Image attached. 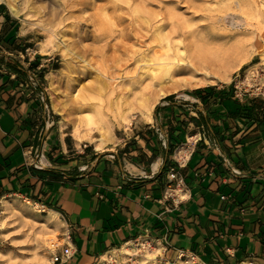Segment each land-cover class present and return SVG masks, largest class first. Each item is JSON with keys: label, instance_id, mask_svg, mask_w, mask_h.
I'll use <instances>...</instances> for the list:
<instances>
[{"label": "crops", "instance_id": "obj_1", "mask_svg": "<svg viewBox=\"0 0 264 264\" xmlns=\"http://www.w3.org/2000/svg\"><path fill=\"white\" fill-rule=\"evenodd\" d=\"M24 29L0 1V191L57 213L67 264H96L141 239L203 264H264V101L229 84L172 94L98 148L45 109L37 85L51 64L26 55ZM172 167L186 186L175 203Z\"/></svg>", "mask_w": 264, "mask_h": 264}, {"label": "rangeland", "instance_id": "obj_2", "mask_svg": "<svg viewBox=\"0 0 264 264\" xmlns=\"http://www.w3.org/2000/svg\"><path fill=\"white\" fill-rule=\"evenodd\" d=\"M0 1L5 2L10 10L11 6H13L16 12H11L23 22L26 37L30 40L29 44L32 47L29 49L30 53L28 57L41 56L44 59H48L47 62L51 64L46 74V81L37 85V87L42 88L45 109L52 113V115L48 113L50 117L58 114L51 105L49 90L51 74L55 73L57 77L56 87L58 89H56L58 91L57 97L59 96L58 100L60 103H65L66 100L70 103V99L77 101V110L67 115L66 122H63V117L58 114V122L62 129L67 132L74 130L73 121L80 124L81 121L79 122V120H84L87 117V113L94 114L95 112L97 115L98 111L102 109L101 112L104 111L102 115H105H103L105 122L102 123L104 127V139L108 141L111 135H118L120 130L128 128L135 120H140L144 117L139 113V104L142 102L143 98L149 96L150 91L159 90L160 88V86H156V89L153 87L151 90L142 93L145 86L149 85L151 82L147 75L149 74V64H152V61H156L150 60V58L154 59V52L164 47V44H161L159 39V33H164L162 29H164L163 31L165 32L171 31L169 34L170 37L173 36V38H171V44H173V46L171 45L169 47V53L173 61L178 64V67L175 69L176 72L172 76L174 80L170 78V80H167L168 82L166 81L167 84H163L168 87L170 81L168 94L157 98L153 103L151 112L169 95H178L192 89L206 86L233 85L240 94H253V96H257L259 100L264 101V38L262 37V33H264V0H194L192 2H188L187 0H151L150 3L147 4H143L141 0H127V2L125 0V3L121 2L124 0H120V2H118V0L117 4H120L122 9L124 8L118 11L125 14L127 17L129 16L126 13L130 11L127 4L131 5L132 2L136 8L144 12L147 16H151L152 25H154L152 30L154 31L148 33L145 22H143V24L146 29L143 24H141V29L140 26L134 24L133 26L136 25L135 27H138L142 33L144 32L143 29H145L146 31L144 33L147 34L148 37L145 35L144 39H142V43L134 40H124L122 46L121 43L123 40L120 37V31L124 29V32H129L131 27L129 25V20H126L123 24L118 23L117 26L114 27L115 30H113V33H116L113 34V37L116 39L114 38L111 42H117L118 39L119 41L121 39V45L117 43L121 48H118V50L115 48V51L113 50L114 48H111L112 50L109 49V51L105 50L104 55L107 57H104L105 59L103 60L96 55V52H92V50L94 51L95 48L101 49L104 42H94L90 38L79 40V36L85 31L91 35H97L99 33L105 34L107 31V33H109L108 20H105L103 17H105L104 14L108 15V18L113 16L111 14L114 10L112 6L113 3L111 2L112 0H96L95 6H89L83 14L86 17L90 14H95L94 18H96L97 23L94 24L90 20H87L79 27L71 26L69 21L59 24V18L52 14V11L58 10L61 4L67 0ZM133 5L132 8H135ZM105 7L108 8L104 12L102 8ZM97 8H101V10ZM160 14H162V16ZM171 14H173V16ZM196 15L199 16L196 17ZM171 16L174 19H169ZM162 17H166L165 22L161 20ZM172 21L176 22L179 27L174 29V27L169 24ZM158 23H167V25L166 27H161V29L159 27L162 24L159 25ZM205 26L207 28H205ZM53 28L56 30V37L54 38V42L56 43V45H54L55 47H52L55 43L49 44L47 41ZM158 30H160V32H158ZM107 33L105 35H107ZM151 35L154 39H158L153 40ZM62 42H64V44ZM69 42L70 46L74 44V46H71L72 48L66 46ZM77 42L80 44H77ZM114 42L113 44H115ZM132 42H136V45ZM159 45L161 47L163 45V47L161 48ZM195 47L202 48L204 51L207 49V55L209 57L211 56L210 67L207 68L206 71L205 69L195 70L190 65L187 56L190 51L196 52L197 49ZM68 49H72L74 52L80 50V54L86 49L89 50L86 57L87 62H77L80 67L71 72L65 69V58L62 55V52H66ZM43 50H46V52ZM133 50L135 51L136 57L135 59H130L134 54ZM211 52L218 53V56H215L216 54L213 55ZM124 53L128 54V56ZM113 55L114 57L116 56V59H112ZM147 58H149L150 61H147ZM176 58L178 59L176 60ZM145 61H147V63H145ZM85 63H89L90 65H85ZM145 64L147 66H144ZM96 68H100L99 71L101 72H97L98 70H96ZM102 68H108V72L114 76L112 82L108 83L106 80L104 81L100 74L103 73V70H101ZM143 75L146 77L144 78ZM193 77L196 78V80H193ZM131 79L132 81L133 79L140 81L136 84L135 88L131 84ZM66 80L69 82L67 83ZM173 81L181 85L172 89L171 83H173ZM190 82L194 83L189 84ZM139 83L141 85H139ZM142 86H144V88H142ZM111 90L113 91L111 92ZM129 90L131 91V94H129L131 97L128 95V93H130ZM121 92H123V94H121ZM66 95L69 97H66ZM136 95H138L139 98ZM81 106L82 110L79 108ZM111 110L112 112H110ZM79 112L81 113L79 114ZM133 113L136 114V117L134 116L135 118L132 116ZM122 115H126L128 121L130 118L131 122L123 120ZM106 116H108L107 120ZM81 130L80 132L85 134L84 130ZM96 132H98V130H96ZM94 137L100 138L101 135L100 133H96ZM27 206H29V204L26 202V199L18 195L0 196V264H55V257L58 256L60 259L62 258V251L67 242L63 223L59 217H56L47 226H44L46 217H51V215L43 209L41 213L35 212V214L23 211V208ZM32 208L34 209V207ZM146 240L147 239L136 240L134 242L135 244L131 247V254L119 250L120 247L104 254V258H102V256L96 264H148V260L143 257L147 254L146 251L149 249L153 250V248L159 246L157 243ZM52 243L55 246H53ZM143 243H146V246H144ZM148 244H150V246ZM156 257L155 264H188L186 261L183 263L181 260H178L176 256H168L167 250L164 251L163 255L159 253L156 254Z\"/></svg>", "mask_w": 264, "mask_h": 264}, {"label": "bare ground", "instance_id": "obj_3", "mask_svg": "<svg viewBox=\"0 0 264 264\" xmlns=\"http://www.w3.org/2000/svg\"><path fill=\"white\" fill-rule=\"evenodd\" d=\"M117 1L118 0H112L111 2L113 3L112 4V6H113V12L111 13L113 16H110L109 18H108V15H106V14H104L105 15V17H103V18H105V20H108L107 22V24H108V26H109V33H107V35H105L104 33V35L103 34H101V33H99V34H89L87 31H85L81 36H79V40L80 39H86V38H90V39H92L94 42H104L103 43V45H102V47H101V49H96L95 48V50L93 51L92 49V52H96L95 54L96 55H98L99 57H101L102 58V60L103 59H105L104 57H107V56H105L104 54H105V50H108L109 51V49H111V48H114L113 50L115 51L116 49L115 48H117V50H118V48L120 49L121 47H119L118 45L121 43V39H120V41H119V39L117 40V42H114L115 44H113V42H111L115 37H113V34H116V33H113V30H115L114 29V27H116L117 26V24L118 23H121V24H123V22L125 23V21L126 20H129V25H130V30H129V32H124V29H122L121 31H120V37L122 38V46H123V44H124V40L125 41H127V40H134V41H136V42H139V43H142L143 42V40L142 39H144V37H145V35H146V37H148V35L147 34H145L144 32L146 31L145 29V25L143 24V22H145L146 23V26H147V31H148V33L149 32H153L154 30H152L153 29V26L154 25H152V17L151 16H147L144 12H142L141 10H139L138 8H136L135 7V5H133V2L131 3V5H128L127 3V6L129 7V9H130V11L128 12V13H126V14H128V16L129 17H127L125 14H123V13H120V11H118V10H120V9H122V6L120 5V4H117ZM132 1V0H131ZM150 1L151 0H141V2L143 3V4H147V3H150ZM152 1H154V0H152ZM188 2H192V1H194V0H187ZM95 2H96V0H67V1H65L64 3H62L61 4V6H60V8L57 10H54V11H52V14L53 15H55L56 17H58L59 18V24H62V23H64L65 21H69V24L71 25V26H74V27H79L81 24H83V22H86L87 20H90L92 23H94V24H96L97 23V20H96V18H94V15L95 14H90V15H88L87 17L86 16H84V12L88 9V7L90 6H95ZM118 2H120V0L118 1ZM121 2H124L125 3V0L124 1H121ZM126 2H127V0H126ZM158 2V1H157ZM129 3V2H128ZM130 4V3H129ZM132 5L135 7V8H132ZM145 6V5H144ZM147 6V5H146ZM138 7V6H137ZM108 8V7H107ZM107 8L105 7V8H102V10L105 12V10H107ZM98 10L100 9L101 10V8H97ZM124 9V8H123ZM122 9V10H123ZM128 9V8H127ZM11 11H13V12H16V9L13 7V6H11ZM128 11V10H127ZM152 11V10H151ZM64 12V13H63ZM117 12H119V13H117ZM122 12H124V11H122ZM108 13V12H107ZM156 13H158V12H156ZM170 13V12H169ZM172 13V12H171ZM64 14V15H63ZM83 14V15H82ZM102 14H103V12H102ZM150 14V13H149ZM168 14V13H167ZM154 15H157V14H154ZM161 16H162V14H160ZM172 16H173V14H171ZM158 16V15H157ZM170 17L169 19H171L172 20V18L173 17ZM175 16V15H174ZM199 15H196V17H198ZM176 17V16H175ZM177 18V17H176ZM175 18V19H176ZM154 19V18H153ZM155 19H156V17H155ZM159 19H160V16H159ZM165 19H166V17H162V21L163 22H165ZM174 19V18H173ZM141 20H143V21H141ZM141 21V22H140ZM161 21V22H162ZM169 21V20H168ZM174 21V20H173ZM171 22V23H169V24H171V26L172 27H174V29H176V27H179V25L176 23V22ZM128 22V21H127ZM134 24H137V26H140V29H141V24H143V26H144V28L145 29H143L144 30V32L142 33V31L138 28V27H135V26H133ZM159 24V23H158ZM158 24H156V25H158ZM162 23H160L159 25H161ZM166 25H167V23H164V24H162L159 28H161V27H166ZM169 26V25H168ZM44 27V26H43ZM181 27V26H180ZM185 27V26H184ZM143 28V27H142ZM182 28V27H181ZM205 28H207L206 26H205ZM138 29V30H137ZM162 29V28H161ZM180 29V28H179ZM164 29H162V32H164V33H159V39H160V42H161V44L163 43L164 44V47H163V45H162V49L161 50H156L155 52H154V59L153 58H150V60H156L155 62H151L152 64H149V74H147L148 76H149V80L151 81L150 82V84L149 85H144L145 86V88H144V86H142V88H144L143 89V91H142V93L144 92V91H147V90H151V88H155L156 86H160V88H159V90H157L156 88V90L155 91H150V94H149V96L147 97V98H143V100H142V98H141V100H142V102L139 104V107H138V110L140 111L139 113H140V115H142V116H144V117H147V118H149L150 117V115H151V108H152V106H153V103L157 100V98L159 97V96H166L167 94H168V91H169V89H168V87L170 86L169 84H170V81H169V84H168V87L167 86H165V85H163V84H167V80L169 79L170 80V78L172 79V80H174V78H172V76H173V74L176 72L175 71V69H177V63L175 62V61H173V58H172V56L170 55V53H169V47L172 45L173 46V44H171V38H173V36L172 37H170V34H169V32H171V31H169V32H165V31H163ZM181 30V29H180ZM184 31V30H183ZM182 31V32H183ZM191 31V30H190ZM158 32H160V30H158ZM197 32V31H196ZM150 33V34H151ZM154 33H156V32H154ZM184 33V32H183ZM191 33V32H190ZM193 33V32H192ZM56 30L53 28L52 29V32H51V34L49 35V37L47 38V41H48V43L49 44H53V43H55L54 42V38L56 37ZM196 34V33H195ZM156 35V34H155ZM185 35V34H184ZM190 35V34H189ZM192 35V34H191ZM65 37V36H64ZM151 37H152V35H151ZM262 37L264 38V33H262ZM150 38V37H149ZM153 38V37H152ZM156 38V37H155ZM116 39V38H115ZM146 39V38H145ZM158 38H156V39H154L153 38V40H157ZM119 41V42H118ZM136 42L135 43H133V44H135L136 45ZM172 42H173V40H172ZM63 44H64V42H62ZM117 43H119V44H117ZM44 44H45V42H44ZM77 44H80V43H78L77 42ZM120 44V45H121ZM160 44V43H159ZM54 45H56V43L55 44H53L52 45V47H55ZM174 45H175V43H174ZM48 46V45H47ZM66 46H70V42H69V44H67ZM71 46H74V44L73 45H71ZM70 46V47H71ZM86 46V45H85ZM196 46H198V45H196ZM44 47V46H43ZM57 47V46H56ZM82 47H84V46H82ZM87 47V46H86ZM200 47V46H199ZM72 48V47H71ZM123 48V47H122ZM124 48H127V47H124ZM167 48V49H166ZM196 48V47H195ZM79 49H81V48H79ZM150 49V48H149ZM197 50H196V52H189L188 53V59H189V62H190V65L195 69V70H200V69H205V71H206V69L207 68H209L210 67V57L207 55V49H206V51H204L202 48H196ZM63 50V49H62ZM81 50H83V49H81ZM112 50V49H111ZM44 52H46V50H43ZM80 51V50H79ZM79 51L78 52H74L72 49H68L66 52L65 51H63L62 52V55L64 56V58H65V60H64V64H65V69L67 70V71H75L76 69H78L80 66L77 64V62H87L86 61V57H87V53L89 52V50H85L84 52H81L82 54H80L79 53ZM107 51V52H108ZM122 51H123V49H122ZM134 51V50H133ZM151 51V50H150ZM154 51V50H153ZM193 51H195V50H193ZM124 52V51H123ZM140 52V51H139ZM176 52V51H175ZM49 53V52H48ZM112 53H114V52H112ZM134 54L132 55V58H130V59H135V51L133 52ZM153 53V52H152ZM180 53V52H179ZM178 53V54H179ZM182 53H184V52H182ZM211 53H213V52H211ZM124 54H126V53H124ZM159 54V55H158ZM214 54H216L215 56H218L217 54L218 53H213V55ZM95 55V56H96ZM112 55V54H111ZM115 55V54H114ZM114 55H113V57H114ZM127 56H128V54H126ZM91 56V55H90ZM126 56V57H127ZM131 56V55H130ZM129 56V57H130ZM146 56V55H145ZM180 56H182V55H180ZM179 56V57H180ZM112 57V56H111ZM112 57V59H116V56L113 58ZM150 57V56H149ZM153 57V56H152ZM176 57V56H175ZM219 57H220V55H219ZM214 58V57H213ZM221 58V57H220ZM144 59V58H143ZM178 58H176V60H177ZM212 59V58H211ZM75 60H77V61H75ZM139 60V59H138ZM147 61H150L149 60V58H147L146 59ZM182 60V59H181ZM216 60V59H215ZM113 61H115V60H113ZM128 61H129V58H128ZM147 61H145V63H147ZM183 61V60H182ZM181 61V62H182ZM180 62V61H179ZM219 62V61H218ZM127 63V62H126ZM148 63H150V62H148ZM185 63V62H184ZM220 63V62H219ZM213 64H214V62H213ZM212 64V65H213ZM85 65H90L89 63L87 64V63H85ZM255 65H257V64H255ZM144 66H147L146 64L144 65ZM218 66V65H217ZM96 67V66H95ZM104 67V66H103ZM180 67H181V64H180ZM219 68H221L220 66H218ZM145 68V67H144ZM148 68V67H147ZM214 68V67H213ZM82 69V68H81ZM180 69V68H179ZM183 69V68H182ZM212 69V68H211ZM84 70L86 71V69L84 68ZM96 70H98L97 72H101V71H99L100 70V68H96ZM101 70H103V73H100L101 75H102V77H103V79H104V81L106 80L108 83H110V82H112L113 81V79H114V76L110 73V72H108V68H102ZM80 71V70H79ZM216 71V70H215ZM81 72V71H80ZM88 72V71H87ZM190 72H191V70H190ZM193 72H195V71H193ZM199 72V71H198ZM217 72V71H216ZM72 74V73H71ZM193 74H195V73H193ZM213 74V73H212ZM217 74H218V72H217ZM63 75V74H62ZM187 75V74H186ZM192 75V74H191ZM214 75V74H213ZM216 75V74H215ZM72 76V75H71ZM144 76V75H143ZM78 77V76H77ZM139 77V76H138ZM140 77H142V76H140ZM146 76H144V78H145ZM189 77H191V76H189ZM186 78V77H185ZM194 78V77H193ZM69 79V78H68ZM67 79V80H68ZM71 79H73V78H71ZM147 79V78H146ZM191 79V78H190ZM213 79V78H212ZM56 80H57V77H56V74L55 73H53V74H51L50 75V82H49V90H50V98H51V105H52V108L54 109V111L55 112H57L58 114H60L62 117H63V122H66V117H67V115L68 114H72V113H74V111L75 110H77V101L76 100H73V99H70V103H68L67 102V100L65 101V103H60V101L58 100V97H57V87H56ZM67 80H66V82H67ZM74 80V79H73ZM171 80V81H172ZM177 80V79H176ZM183 80V79H182ZM192 80V79H191ZM193 80H196V78H194ZM131 81H132V79H131ZM167 81V82H166ZM178 81V80H177ZM187 81H188V78H187ZM69 82V81H68ZM67 82V83H68ZM138 82H140V81H137V80H134L133 79V81L131 82V84H132V86L135 88V86H136V84L138 83ZM149 82V81H148ZM166 82V83H165ZM189 82V81H188ZM72 83V82H71ZM78 83V82H77ZM191 83H194V82H190L189 84H191ZM147 84V83H146ZM183 84V83H182ZM69 85V84H68ZM68 85H66V86H68ZM139 85H141L140 83H139ZM179 85H181L180 83H178V82H176V81H173V83H171V87H172V89L173 88H176V87H178ZM65 86V87H66ZM74 86V85H73ZM106 86H108V85H106ZM115 86V85H114ZM186 86V85H185ZM75 87V86H74ZM109 87V86H108ZM120 87V86H119ZM183 87V86H182ZM57 88V89H56ZM69 88V87H68ZM67 88V89H68ZM110 88V87H109ZM141 88V89H142ZM115 90V89H114ZM137 90V89H136ZM113 90H111V92H112ZM130 91V90H129ZM138 91V90H137ZM158 91V92H157ZM128 92V91H127ZM134 92V91H133ZM134 93H136V92H134ZM133 93V94H134ZM140 93V92H139ZM138 93V94H139ZM121 94H123V92H121ZM129 94H131V91H130V93H128V95ZM132 94V95H133ZM137 94V93H136ZM145 94V93H144ZM63 95H65V94H63ZM112 95V94H111ZM130 96V95H129ZM137 97H138V95H136ZM66 97H69V96H67L66 95ZM131 97V96H130ZM133 98V97H132ZM136 98V97H135ZM139 98V97H138ZM137 98V99H138ZM116 99H117V97H116ZM115 99V100H116ZM130 99V98H129ZM123 100V99H122ZM128 100V99H127ZM113 101V100H112ZM111 101V102H112ZM134 101V100H133ZM140 101V100H139ZM117 102V101H116ZM121 102H124V101H121ZM128 102V101H127ZM116 104V103H115ZM121 105V104H120ZM130 105V104H129ZM115 106V105H114ZM84 107H86V106H84ZM101 107V106H100ZM80 109L82 108V106L81 107H79ZM103 108V107H102ZM130 108V107H129ZM97 109V108H96ZM82 110V109H81ZM83 110H84V108H83ZM99 110V109H98ZM102 110V109H101ZM101 110L100 111H98V114L96 115L95 114V112H94V114L93 113H87V117L84 119V120H79V122H80V124L79 123H77L76 121H73L72 123L74 124V130H75V132H76V134H77V136L78 137H90V136H93L94 134H96V133H100V135H101V137L100 138H95L94 137V141L95 142H98L97 143V147L98 148H102L103 147V145H104V143H105V139H104V133H103V129H104V127L102 126L103 124L102 123H104L105 121H104V119H103V115H102V113H104V111L103 112H101ZM114 110V109H113ZM124 110V109H123ZM80 111V110H79ZM81 112H83V111H81ZM81 112H79V114L81 113ZM100 112V113H99ZM110 112H112V110L110 111ZM118 113V112H117ZM121 113H122V111H121ZM114 115V114H113ZM136 114L135 113H133L132 114V116L134 117ZM105 116V115H104ZM115 116V115H114ZM123 117H122V119L123 120H125V121H128V119H127V116L126 115H122ZM107 117L108 116H106V120H107ZM136 117V116H135ZM134 117V118H135ZM74 118H76V117H74ZM82 119V118H81ZM115 119V118H114ZM118 120V119H117ZM78 121V120H77ZM119 122H121V121H119ZM128 122H131V119L129 118V121ZM129 125V124H128ZM101 127V128H100ZM81 129H83L84 130V132H85V134H83L82 132H80V131H82ZM96 130H98V132H96ZM81 134H83V135H81ZM106 136V135H105ZM82 142V141H81ZM107 144V143H106ZM3 198V197H2ZM5 198V197H4ZM26 202L29 204V206H27V207H25V208H23V211H27V212H31V213H33V214H35V212L36 213H41L42 212V208H41V206H39L38 204H34L31 200H26ZM34 207V209L32 208V207ZM31 208H32V210H31ZM39 209H41V210H39ZM53 211V210H52ZM57 217V213H55V212H51V217H46V221H45V223H44V226H47L51 221H53L54 220V218H56ZM43 226V225H42ZM47 231H49V230H47ZM67 232V231H66ZM40 234H43V233H40ZM45 236H47V235H45ZM53 237V236H52ZM44 238V237H43ZM50 239V238H49ZM55 239V238H54ZM67 240H68V242L71 244V242H70V240H69V238L67 237L66 238ZM65 239V240H66ZM47 240V239H46ZM51 240V239H50ZM135 241H130V242H127V243H125L119 250H121V251H123V252H128V253H132V251H131V247L135 244L134 243ZM45 243V242H44ZM144 244V246H146V243H143ZM52 245H53V243H52ZM53 246H55V245H53ZM72 246V245H71ZM158 246L159 247H155V248H153V250H147L146 252H147V254L146 255H144L143 257L145 258V259H147L148 260V264H155V262H156V259H157V257H156V254H162L163 255V253H164V248H163V246H161V244H158ZM148 249V248H147ZM137 254V253H136ZM134 255V254H133ZM104 256L105 255H103V257L102 258H104ZM129 257V256H128ZM114 263V262H113ZM177 264V263H176ZM203 264V263H202Z\"/></svg>", "mask_w": 264, "mask_h": 264}, {"label": "built area", "instance_id": "obj_4", "mask_svg": "<svg viewBox=\"0 0 264 264\" xmlns=\"http://www.w3.org/2000/svg\"><path fill=\"white\" fill-rule=\"evenodd\" d=\"M27 55H29V50H26ZM181 153V160H184L190 154V142H187L184 146L181 147L179 151ZM180 164V160H178ZM186 191V186L184 178L181 175L180 171L176 167H172L168 171V180H167V191L166 196L169 199H172L173 202H179L184 199ZM138 241V240H137ZM145 241V240H144ZM147 241V240H146ZM149 241V240H148ZM150 246V244H148ZM73 251L72 247L69 244H66L62 251V258L58 256L55 257V264H67L68 261L72 258ZM178 260H181L183 263L188 264H202L198 256L194 253L185 252L179 250L176 254Z\"/></svg>", "mask_w": 264, "mask_h": 264}, {"label": "trees", "instance_id": "obj_5", "mask_svg": "<svg viewBox=\"0 0 264 264\" xmlns=\"http://www.w3.org/2000/svg\"><path fill=\"white\" fill-rule=\"evenodd\" d=\"M26 55H27V53H26ZM41 77H43V75L41 76ZM229 88H232V89H234V90H236L235 89V87L233 86V85H230L229 86ZM207 89V88H206ZM199 91H201V90H204V89H198ZM254 100H256V99H254ZM249 101H251V100H249ZM263 102V101H262ZM252 112V108L250 107V106H242L241 108H240V114L241 115H248V114H250ZM3 194H2V192L0 191V196H2Z\"/></svg>", "mask_w": 264, "mask_h": 264}]
</instances>
